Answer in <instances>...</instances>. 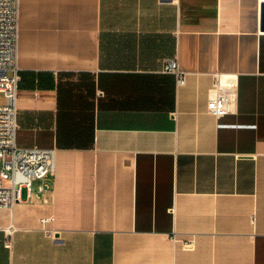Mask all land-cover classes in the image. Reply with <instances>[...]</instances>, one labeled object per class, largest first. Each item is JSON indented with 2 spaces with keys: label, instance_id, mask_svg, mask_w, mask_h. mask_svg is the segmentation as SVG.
<instances>
[{
  "label": "crops",
  "instance_id": "0c3cea01",
  "mask_svg": "<svg viewBox=\"0 0 264 264\" xmlns=\"http://www.w3.org/2000/svg\"><path fill=\"white\" fill-rule=\"evenodd\" d=\"M263 5L20 0L17 144L56 170L0 264H264Z\"/></svg>",
  "mask_w": 264,
  "mask_h": 264
},
{
  "label": "built area",
  "instance_id": "2783aa9c",
  "mask_svg": "<svg viewBox=\"0 0 264 264\" xmlns=\"http://www.w3.org/2000/svg\"><path fill=\"white\" fill-rule=\"evenodd\" d=\"M20 0H0V209H13L23 198L31 197L36 188L41 198L56 170V149L40 146L20 147L17 133L20 127L19 92ZM163 71L174 74L177 83L184 84L187 72L176 57L165 59ZM218 85V82H217ZM230 96L219 93L208 102L209 111L222 116L230 111ZM40 184L36 186V182ZM18 230L13 224L5 228V245L11 249L13 235Z\"/></svg>",
  "mask_w": 264,
  "mask_h": 264
},
{
  "label": "rangeland",
  "instance_id": "374dc122",
  "mask_svg": "<svg viewBox=\"0 0 264 264\" xmlns=\"http://www.w3.org/2000/svg\"><path fill=\"white\" fill-rule=\"evenodd\" d=\"M4 102L3 93H0V103Z\"/></svg>",
  "mask_w": 264,
  "mask_h": 264
},
{
  "label": "water",
  "instance_id": "95a60500",
  "mask_svg": "<svg viewBox=\"0 0 264 264\" xmlns=\"http://www.w3.org/2000/svg\"><path fill=\"white\" fill-rule=\"evenodd\" d=\"M263 19H264V5H263ZM264 24V23H263ZM264 26V25H263Z\"/></svg>",
  "mask_w": 264,
  "mask_h": 264
}]
</instances>
